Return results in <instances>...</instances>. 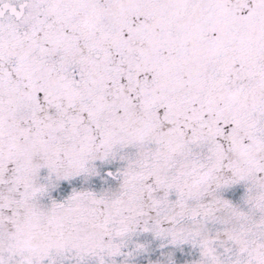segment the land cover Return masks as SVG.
Masks as SVG:
<instances>
[{
	"label": "snow or ice",
	"instance_id": "snow-or-ice-1",
	"mask_svg": "<svg viewBox=\"0 0 264 264\" xmlns=\"http://www.w3.org/2000/svg\"><path fill=\"white\" fill-rule=\"evenodd\" d=\"M0 264H264V0H0Z\"/></svg>",
	"mask_w": 264,
	"mask_h": 264
}]
</instances>
